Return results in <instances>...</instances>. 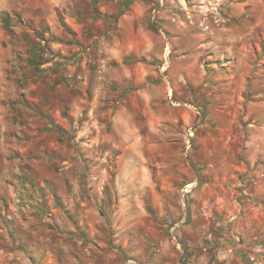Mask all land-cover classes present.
<instances>
[{"label":"rangeland","instance_id":"374dc122","mask_svg":"<svg viewBox=\"0 0 264 264\" xmlns=\"http://www.w3.org/2000/svg\"><path fill=\"white\" fill-rule=\"evenodd\" d=\"M0 6V264H264V0Z\"/></svg>","mask_w":264,"mask_h":264},{"label":"crops","instance_id":"0c3cea01","mask_svg":"<svg viewBox=\"0 0 264 264\" xmlns=\"http://www.w3.org/2000/svg\"><path fill=\"white\" fill-rule=\"evenodd\" d=\"M3 8H5V7L0 6V9H3ZM6 115L7 114L2 115V113H1V102H0V138L4 137V136H6V137L8 136V138L10 136L15 137V133H18L21 131L20 130L21 126L12 120L13 116H9L10 119H8V116H6ZM0 186L3 187V189H8V187L10 188L11 185L9 183L4 182L1 178L0 179ZM4 197H2V195L0 194V203L2 202V198H4ZM237 261H239V264H243V260H241V257H238Z\"/></svg>","mask_w":264,"mask_h":264},{"label":"built area","instance_id":"2783aa9c","mask_svg":"<svg viewBox=\"0 0 264 264\" xmlns=\"http://www.w3.org/2000/svg\"><path fill=\"white\" fill-rule=\"evenodd\" d=\"M169 52H170V50H169ZM169 52L167 53V55L169 54ZM189 146H190V141L187 140L186 148H189ZM189 185L190 184H187L186 186H189ZM186 186L183 189V195H184V193H188L192 189V187H193V186H189L188 188H186Z\"/></svg>","mask_w":264,"mask_h":264},{"label":"bare ground","instance_id":"6f19581e","mask_svg":"<svg viewBox=\"0 0 264 264\" xmlns=\"http://www.w3.org/2000/svg\"><path fill=\"white\" fill-rule=\"evenodd\" d=\"M193 184H190L189 186H192ZM189 186H187L186 188H188Z\"/></svg>","mask_w":264,"mask_h":264}]
</instances>
